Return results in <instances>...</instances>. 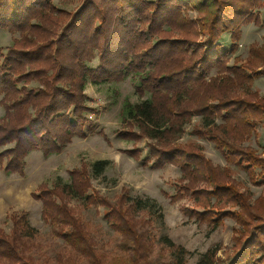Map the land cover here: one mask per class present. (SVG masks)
Masks as SVG:
<instances>
[{
    "label": "trees",
    "instance_id": "1",
    "mask_svg": "<svg viewBox=\"0 0 264 264\" xmlns=\"http://www.w3.org/2000/svg\"><path fill=\"white\" fill-rule=\"evenodd\" d=\"M66 1L0 0V29L18 34L0 64V168L22 176L32 151L48 158L95 132L86 117L87 83L131 77L139 101L124 99L120 113L127 128L121 135L147 140L144 165L179 168L169 200L189 197L194 207L182 209L188 218L212 229L225 218L235 221L233 254L224 264H264V195L251 199L249 189L228 167L207 159L199 144L179 142L196 116L201 121L191 134L213 143L251 183L264 184V147L259 153L245 144L264 124V96L251 85L264 77V43L231 62L219 43L229 33L234 54L243 26L261 23L255 11L264 0H81L72 12L59 7ZM94 52L97 68L90 66ZM32 82L39 86L29 88ZM128 153L140 157L137 149ZM86 165L71 169L68 182L40 183L32 194L41 202L47 234L32 227L26 213L10 215L11 232L0 231V264H36L33 254L55 245L57 264H186L188 252L150 224L159 209L155 200L127 192L114 202L91 195L92 175L100 176L109 162ZM71 200L103 207L105 222L120 236L112 261L104 258L109 250L94 248ZM150 240L168 250L167 259L161 250L148 254ZM192 264L221 263L207 250Z\"/></svg>",
    "mask_w": 264,
    "mask_h": 264
},
{
    "label": "rangeland",
    "instance_id": "2",
    "mask_svg": "<svg viewBox=\"0 0 264 264\" xmlns=\"http://www.w3.org/2000/svg\"><path fill=\"white\" fill-rule=\"evenodd\" d=\"M80 2L81 0H69L60 3L59 7L72 12L75 11ZM260 6L262 7L260 8ZM260 6L255 12H257L256 15L259 16L261 23L243 26L239 46L234 54L229 52L231 45L229 33L220 38L221 48L228 53L230 62L235 55L240 56L241 59L245 58L250 45L264 43V1L261 2ZM189 15L194 18L195 12L190 11ZM54 19L61 22L58 24L64 22L62 18L54 17ZM60 30L61 28L58 29V32ZM17 36L16 32L11 33L8 30L0 29V64L7 48ZM90 66L92 68L99 66L96 52H94V59ZM135 83L136 81L131 77L109 85H93L88 82L84 93L91 111L86 117L93 124L95 132L85 138L73 139L60 153L48 158H44L40 151H32L25 158L22 176L7 174L0 168V231L5 234L11 232L9 218L11 214L26 213L29 224L40 234H47L49 226L40 216L41 202L32 197V194L37 193V186L40 183H47L51 186L56 181L68 182V172L71 169L78 168L81 164H87L88 167L97 160H108L109 165L105 171L100 176L92 175L91 177V189L89 191L91 195L101 196L110 202H114L123 192H127L132 197L152 198L159 209L155 212V218H151V226L156 229V234H165L174 244L183 247L188 252L186 264L194 263L200 254L207 250L215 251L219 262L224 264L233 254L235 221L231 218H225L222 225L212 229L205 222L188 218L182 209L194 207V203L189 197H184L177 202L169 200V197L175 192L176 181L180 176L179 168L171 164L160 169H152L150 165H144L143 162L148 156L147 140L141 139L132 142L126 140L124 134L121 135V132L127 128L124 126L120 113L124 99H128L130 103L139 101L134 89ZM251 85L253 90L264 96V77L254 79ZM38 86L32 82L29 88ZM3 114L4 109L0 106V117ZM200 121V118L193 116L179 142L199 144L207 159H210L214 165L228 167L233 179L249 189L251 199L252 196L255 199L264 195V184L255 185L251 183L247 172H244L241 167L230 166L225 163L213 143L191 134L192 127ZM245 144L250 145L259 153L263 151V123L257 125L256 135L248 138ZM2 149L0 148V151ZM133 149H137L140 153L138 160L128 153ZM201 185L205 186V184L200 183L199 186ZM68 204L73 208L77 217L87 225L89 238L94 248L99 253H103L101 250H109L105 253L104 258H110L109 261H112L114 259L112 255L120 244V236L105 222L103 207L97 203L88 205L77 200H71ZM58 248V245H55L46 251L33 254V258L37 260L35 261L36 264H57L55 252L58 251ZM159 250H161L162 256L167 259L168 250L153 241L148 254L150 252L155 254ZM152 256L150 255L147 259L151 260ZM164 262L167 261L162 263ZM152 264H156L153 259Z\"/></svg>",
    "mask_w": 264,
    "mask_h": 264
}]
</instances>
